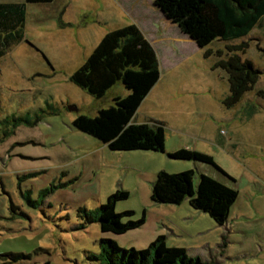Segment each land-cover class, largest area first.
I'll return each instance as SVG.
<instances>
[{"label": "rangeland", "instance_id": "obj_1", "mask_svg": "<svg viewBox=\"0 0 264 264\" xmlns=\"http://www.w3.org/2000/svg\"><path fill=\"white\" fill-rule=\"evenodd\" d=\"M69 1L62 20L61 13L48 15L47 6L27 5L26 40L0 59V264H101L90 259L101 253V239L140 250L158 232H164L167 246L185 248L188 257L203 264H264V19L246 39L230 43V52L223 43L201 49L183 41L172 59L166 47L173 49L180 30L155 0H58V5ZM129 24L154 38H168L156 48L170 65L179 64L175 68L185 81L176 88L192 98L190 105L197 102L196 110L186 105L177 125L162 119L173 116L165 109L147 111L166 123L167 138L177 134L171 141L166 138L169 145L176 139L195 153L193 160L171 159L167 148L166 153L112 152L73 126L78 115L95 116L125 90L118 83L97 100L70 77L102 35ZM243 43L248 45L245 54ZM227 54L252 61L262 72L255 89L237 102L228 100V74L218 66ZM215 130L225 142L214 136ZM194 147L213 160L197 158ZM161 170H193L195 186L199 174H205L235 189L238 200L227 224L219 226L191 208L187 213L178 206L152 204L151 182ZM121 189L130 196L118 203L117 212L134 211V220L144 210L147 214L144 227L124 234L123 242L79 213L95 210Z\"/></svg>", "mask_w": 264, "mask_h": 264}, {"label": "trees", "instance_id": "obj_2", "mask_svg": "<svg viewBox=\"0 0 264 264\" xmlns=\"http://www.w3.org/2000/svg\"><path fill=\"white\" fill-rule=\"evenodd\" d=\"M55 0H21L0 2V59L26 40L27 5H49ZM154 5L180 32L201 49L215 42L229 45L246 39L264 19V0H155ZM63 25V24H62ZM244 54L248 45H241ZM208 51H211L208 50ZM221 56L222 50L217 52ZM218 66L228 74L229 101H239L255 89L262 72L252 61L241 56L226 55ZM161 77L157 53L141 29L129 24L108 32L85 62L72 74L70 81L97 100L106 97L116 84L122 83L128 95L113 98L108 108L95 116L78 115L73 126L105 145L112 152L166 153V131L162 122L133 124L139 107ZM195 153L181 149L168 153L174 160H193ZM212 161L208 155L196 153ZM195 172L169 173L161 170L152 182L151 201L159 205H181L208 215L217 225L228 222L238 200V192L222 182ZM129 192L117 190L93 211L80 209L89 224L98 223L102 233L122 236L141 229L146 223V210L134 220V211L117 212L119 202L129 199ZM101 253L91 261L101 264H203L199 258L187 256V250L169 247L166 236H158L147 248H121L110 238L100 241ZM13 259L29 258L28 254L10 255Z\"/></svg>", "mask_w": 264, "mask_h": 264}, {"label": "crops", "instance_id": "obj_3", "mask_svg": "<svg viewBox=\"0 0 264 264\" xmlns=\"http://www.w3.org/2000/svg\"><path fill=\"white\" fill-rule=\"evenodd\" d=\"M2 3H7V2H5V1H1ZM16 2V1H15ZM65 3H67V2H65ZM69 4H71L70 3V1H69V3L65 6V7H62V5H58V0H55L53 3H51V4H49V5H41V6H47V7H44V8H46L45 9V12L48 14V15H51V17H54V18H57L58 17V14L59 13H61V15H60V18L62 17H64V15H66V13H67V10H68V6H69ZM28 7V6H27ZM62 7V8H61ZM60 9H62V12H59V10ZM27 11H28V8H27ZM27 15H28V12H27ZM62 18L60 19V20H62ZM27 19H28V16H27ZM27 19H26V23H27ZM37 21L38 22H40V19H37ZM42 21V20H41ZM63 25H61V28L62 27H65L66 25H65V23H62ZM121 28V27H120ZM140 29H141V31L143 32V34H144V36L148 39V41L151 43V45L154 47V49H155V51H156V53H157V56H158V58H159V61H160V67H161V77H160V79H159V81H158V83L154 86V88L151 90V92L148 94V96L145 98V100L143 101V103L141 104V106L139 107V109H138V111H137V113H136V115H135V117L133 118V120H132V123L133 124H146L147 122H149L150 124H152L153 123V121H158V120H154V118H152V115L150 116V114H151V111H147V109H152L151 107H160L161 109H165L166 110V112H171V113H173V116H174V118H173V116L172 115H170V114H164L165 116H163L162 117V119L163 120H165L166 121V123H167V121H170V122H172V123H175L176 125L177 124H179V121H181V119H178V117L180 116V115H182V113H181V109H184V107H186V105L189 107L190 106V108H193L194 110H196V106H197V102L196 101H194V103H193V105H190V101L192 100V98L191 97H186V95L185 94H183V93H179V90H178V88L180 89L181 88V84L185 81V78L182 76V73L180 72V69H177L176 70V66H178L179 67V64L178 63H175V64H169L168 63V61H167V56H165L164 54L162 55V54H159L158 53V50H157V48H156V44H161V43H165V45H166V43H167V41H168V38H166V37H164V36H162L161 38H154V36H153V34H149V33H146L144 30H142V28L141 27H139ZM107 33H105L104 35H102V37H101V39H100V41L102 40V38L106 35ZM99 41V42H100ZM173 42H174V46H173V49H171L170 47L168 48V47H166V49L169 51V53H172V54H174L171 58L172 59H174V58H176L177 57V44H179V43H181V42H183V41H185V42H187V41H189V42H192V43H194L196 46H197V44L193 41V40H191L190 38H188L187 36H185V35H183L181 32H179V33H177V36L176 37H174L173 38V40H172ZM98 42V43H99ZM20 45V44H19ZM18 45V46H19ZM98 44H96V46H97ZM18 46H16L15 48H17ZM95 46V47H96ZM94 47V48H95ZM14 48V49H15ZM94 48H93V50H94ZM13 49V50H14ZM176 49V50H175ZM12 50V51H13ZM92 50V51H93ZM11 51V52H12ZM11 52H9V53H11ZM8 53V54H9ZM92 53V52H91ZM90 53V54H91ZM7 54V55H8ZM6 55V56H7ZM3 58H5V57H3ZM2 58V59H3ZM171 63H173V62H171ZM164 66V67H163ZM174 83H176L175 85H174ZM176 86L178 87V88H176ZM114 88V87H113ZM112 88V89H113ZM111 89V90H112ZM125 89V88H124ZM184 88H182V90H183ZM110 90V91H111ZM181 90V91H182ZM185 90V89H184ZM109 91V92H110ZM122 93V94H121ZM121 93H117V94H114V97L113 98H115V97H125L126 95H128V92L126 91V90H124L123 92H121ZM189 96H191V95H189ZM179 101V102H178ZM188 101V104L186 103ZM141 113H145L146 115H144V116H142L141 115ZM159 122H162L163 124H164V126H165V122L164 121H159ZM210 130V133H211V129H209ZM166 131V130H165ZM216 132L214 133L215 135L214 136H216V138L219 140V141H221V142H225V140L223 139V137L221 136V134L219 133H217L218 131L217 130H215ZM213 132V131H212ZM181 134V133H180ZM213 134V133H212ZM174 135H177V134H175L174 133ZM174 135H170L169 134V136H168V138H169V140L171 141V139L170 138H172ZM181 136V135H180ZM175 137V136H174ZM166 138H167V132H166ZM167 138V139H168ZM173 139V138H172ZM169 140L167 141L166 140V148L168 149H166L167 150V152H176V151H178V150H181V149H185V148H182L183 147V145L182 144H179V142L176 140V139H174L173 140V143H171V145H169ZM220 142V143H221ZM224 144V143H223ZM103 147L104 148H107L105 145H103ZM168 147H171V149L170 148H168ZM196 147H198L197 145H196ZM196 147H194V149H196V150H198L199 151V149L198 148H196ZM187 149V148H186ZM200 152V151H199ZM200 153H202V154H205V155H208V154H210V153H208V152H200ZM159 172V171H158ZM157 172V173H158ZM157 173L155 174V176H154V178L153 179H155V177H156V175H157ZM154 180H152V182H153ZM151 182V183H152ZM150 202L152 203V204H154L152 201H151V195H150ZM173 206H178V208L179 209H182V208H185L186 209V211H187V213H190L191 211H189L187 208H191V206L189 205V203H188V201H185V202H183L181 205H173ZM192 209V208H191ZM193 210V209H192ZM197 212V211H196ZM144 227V226H143ZM142 227V228H143ZM159 234H156V235H154V237L153 238H151V240L150 241H154L157 237H158V235L160 236L162 233H164V232H158ZM164 235V234H163ZM123 236L124 235H122V236H116V235H113V236H111L112 238H114V239H116V240H118V241H121V242H123ZM165 236V235H164ZM167 239V238H166Z\"/></svg>", "mask_w": 264, "mask_h": 264}]
</instances>
